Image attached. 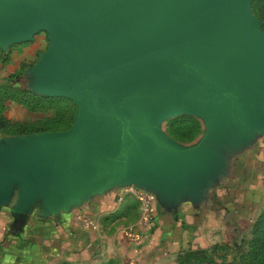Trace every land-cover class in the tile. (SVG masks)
<instances>
[{"label":"water","instance_id":"95a60500","mask_svg":"<svg viewBox=\"0 0 264 264\" xmlns=\"http://www.w3.org/2000/svg\"><path fill=\"white\" fill-rule=\"evenodd\" d=\"M251 0H0V48L44 32L34 93L69 99L70 125L0 137V204L47 211L111 184L165 201L195 194L222 150L264 131V31ZM198 118L183 145L164 120ZM153 194V195H154Z\"/></svg>","mask_w":264,"mask_h":264},{"label":"crops","instance_id":"0c3cea01","mask_svg":"<svg viewBox=\"0 0 264 264\" xmlns=\"http://www.w3.org/2000/svg\"><path fill=\"white\" fill-rule=\"evenodd\" d=\"M44 46V35L37 33L22 56L43 51ZM259 146L256 137L223 149L219 169L195 194L165 201L153 193V226L137 241L126 236L127 230L139 231L137 203L129 195L116 200L122 188L118 183L56 212L45 210L40 197L26 211L14 212L17 188L13 186L9 200L0 204V264H95L108 259L159 264L181 251L225 242L251 221L261 197L264 163ZM78 213L94 218L97 227L81 229L74 221Z\"/></svg>","mask_w":264,"mask_h":264},{"label":"rangeland","instance_id":"374dc122","mask_svg":"<svg viewBox=\"0 0 264 264\" xmlns=\"http://www.w3.org/2000/svg\"><path fill=\"white\" fill-rule=\"evenodd\" d=\"M249 10L252 16H254L260 23V30L264 31V0H251L249 3ZM40 35H44V41L47 44L46 36L44 32H37ZM36 33V34H37ZM34 34V35H36ZM32 39V38H31ZM30 39V40H31ZM21 43H13L8 45L5 49L0 48V118L5 120V126H0V137L10 136L13 134V130L20 125H26L28 127L37 129L48 126L51 121L63 119L66 117L68 111L69 114H74V104H64L62 102L54 104L49 107L42 108H29L26 105L19 103L16 99L10 97L12 87L14 85L23 86L24 89L36 94L31 89V74L29 72L30 67L34 64L37 54L41 51H36L30 55L22 56V50L29 45V41ZM46 46H44L45 49ZM18 79V82H16ZM15 80V81H14ZM16 83V84H15ZM46 98H53L49 96H42ZM70 119V123L72 121ZM178 117H189L194 121L197 130L196 133H191L190 126L187 124H176L177 130L184 134L182 138L178 137V141L184 143H194L200 140L204 125L198 118L180 115ZM162 122L161 128L166 133L169 127L168 120ZM69 120L64 121V127L70 125ZM174 135V133H172ZM178 136V135H177ZM260 142V154L262 162L264 163V131L259 137ZM262 180H264V164ZM262 193L259 198L258 204L255 207V211L251 221H245L243 227L238 232H232V235L227 241L222 243H216L212 246V249H208L205 253L197 255L181 254L173 257L164 263L159 264H233L240 263L249 254L254 241L255 233L253 231V224L255 223L257 216L264 208V181H262ZM255 219V220H254ZM113 264H120L116 259H110ZM104 261H100L95 264H100Z\"/></svg>","mask_w":264,"mask_h":264},{"label":"trees","instance_id":"16d2710c","mask_svg":"<svg viewBox=\"0 0 264 264\" xmlns=\"http://www.w3.org/2000/svg\"><path fill=\"white\" fill-rule=\"evenodd\" d=\"M16 82H18V79H16ZM12 89L13 90L10 93V97H12L13 99H16L19 103L26 105L29 108L49 107V106H52L60 102L64 104H68V103L72 104L69 100L65 98H60V97L46 98V97H41L39 95H35L31 93L30 91L24 89L23 86L14 85ZM71 117L72 115L70 114L68 117V111H67L65 118L63 119L57 118V120L51 121L48 126H45L43 128H37V129L28 127L26 125H20V126H17L13 130L12 135L21 136L25 134L39 133V132H44V131L64 130L68 127V126L64 127V121L68 119L70 123ZM179 123L180 124L185 123L189 125L190 129L192 130L191 133L193 134L196 133L197 127L196 125H194V121H192V119H190L189 117L173 118L171 120H168L169 127L166 130V133L174 140L178 141V137L182 138L184 136V134L180 133L177 130V127H174L176 124L178 125ZM0 126L2 127L5 126V120L1 118H0ZM172 133H174V135H172ZM253 231L255 233V236H254V241H253L252 248L249 254L240 263H233V264H264V208L260 212V214L257 216V219L255 223L253 224ZM214 245H217V244H214ZM212 246L208 248H204V249H187V250L179 252L176 256L181 255V254H189L191 256V255H197L200 253H205L209 248L212 249ZM100 264H113V262L110 259H108L105 262H102Z\"/></svg>","mask_w":264,"mask_h":264},{"label":"built area","instance_id":"2783aa9c","mask_svg":"<svg viewBox=\"0 0 264 264\" xmlns=\"http://www.w3.org/2000/svg\"><path fill=\"white\" fill-rule=\"evenodd\" d=\"M124 195H129L137 203L138 215L136 224L139 231H126V236L128 238L132 241H137L142 233L149 232L153 226L155 196L149 191L132 185L122 187L121 193L118 195L116 200L120 201ZM74 221L81 229L94 230L97 227L96 220L83 213L76 214Z\"/></svg>","mask_w":264,"mask_h":264}]
</instances>
